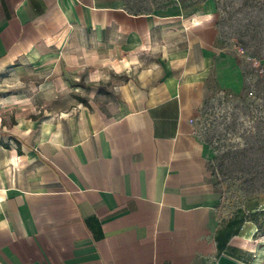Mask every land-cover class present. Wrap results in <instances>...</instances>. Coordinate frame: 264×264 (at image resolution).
I'll return each mask as SVG.
<instances>
[{
    "label": "crops",
    "instance_id": "1",
    "mask_svg": "<svg viewBox=\"0 0 264 264\" xmlns=\"http://www.w3.org/2000/svg\"><path fill=\"white\" fill-rule=\"evenodd\" d=\"M216 1L0 0V74L63 60L0 111V264H264L200 129L242 86Z\"/></svg>",
    "mask_w": 264,
    "mask_h": 264
},
{
    "label": "rangeland",
    "instance_id": "2",
    "mask_svg": "<svg viewBox=\"0 0 264 264\" xmlns=\"http://www.w3.org/2000/svg\"><path fill=\"white\" fill-rule=\"evenodd\" d=\"M216 2L221 34L228 42L241 45L264 63V0ZM43 55L50 60L48 52ZM234 60L239 65L242 86L231 97L213 91L201 111L200 129L213 150L211 175L220 193L222 208L229 214L244 211L245 217L255 226L253 239L264 254V75L258 76L239 57L234 56ZM62 61L61 57L51 60L56 67L45 71L39 69L41 65L29 64L24 69L0 74V111L8 113L7 97L38 92V83L44 76H50L51 70L60 74L58 69ZM105 69L106 72L108 69ZM132 72L129 69L120 71L108 81L92 87L111 96L114 87L134 76ZM68 80L64 86L69 89L75 88L78 92L90 89L91 85L84 83L82 77L78 81ZM244 92L252 95H244Z\"/></svg>",
    "mask_w": 264,
    "mask_h": 264
},
{
    "label": "built area",
    "instance_id": "3",
    "mask_svg": "<svg viewBox=\"0 0 264 264\" xmlns=\"http://www.w3.org/2000/svg\"><path fill=\"white\" fill-rule=\"evenodd\" d=\"M225 38V37H224ZM227 49L232 52L236 57H239L243 64L248 65L251 69H254L258 76L264 75V63L261 60L257 59L255 56H252L244 47L237 44H232L225 39ZM244 95L251 96V92H244ZM231 97V95H228Z\"/></svg>",
    "mask_w": 264,
    "mask_h": 264
},
{
    "label": "trees",
    "instance_id": "4",
    "mask_svg": "<svg viewBox=\"0 0 264 264\" xmlns=\"http://www.w3.org/2000/svg\"><path fill=\"white\" fill-rule=\"evenodd\" d=\"M82 102H84V101H82ZM261 211H263V210H261ZM261 211H260V212H261ZM250 221H251V220H250ZM251 222H252V221H251Z\"/></svg>",
    "mask_w": 264,
    "mask_h": 264
}]
</instances>
